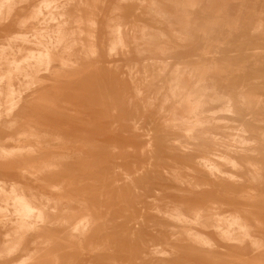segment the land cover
<instances>
[{
  "label": "rangeland",
  "instance_id": "rangeland-1",
  "mask_svg": "<svg viewBox=\"0 0 264 264\" xmlns=\"http://www.w3.org/2000/svg\"><path fill=\"white\" fill-rule=\"evenodd\" d=\"M40 1L18 6L0 44L37 26L17 24ZM185 1L99 0L97 55L81 54L68 70L52 63L41 85L21 88L18 109L0 119V185L57 206L42 208L47 222L0 264H247L255 256L264 264V0ZM120 3L118 16L147 36L131 44L127 30L128 44L110 53L108 23ZM156 32L166 35L161 47L151 43ZM57 85L69 90L36 104L43 87ZM26 123L48 138L29 136ZM3 147L34 154L3 160ZM1 205L0 252L12 226ZM234 217L248 234L225 241L214 225ZM59 218L90 224L74 237Z\"/></svg>",
  "mask_w": 264,
  "mask_h": 264
},
{
  "label": "bare ground",
  "instance_id": "bare-ground-1",
  "mask_svg": "<svg viewBox=\"0 0 264 264\" xmlns=\"http://www.w3.org/2000/svg\"><path fill=\"white\" fill-rule=\"evenodd\" d=\"M128 1L131 0H120L122 3H127ZM27 2L28 0H0V28L12 17L18 6ZM98 2L99 0H42L33 7L31 15L27 19L17 24L19 30H23V27L29 24L31 25V23L35 21L38 22L37 26L33 27V29L31 28V32L23 37L12 36L6 43L0 44V119L4 115H12V112L18 109L20 104L19 101H21L18 100L20 99L19 96L21 97V93L25 91V89H23L22 92V87H26L27 91H30L38 85H41L40 75L44 71H49L51 65H53L52 63L58 62L63 69L68 70V68L71 69V67L78 68L76 66L78 62H80L81 54L82 56L85 54L88 58L89 56L93 57L97 55L96 40L100 23L96 12V5ZM185 2L187 3V1ZM122 3L116 6L112 11L113 16L109 19L108 23L110 53L116 51L119 47L124 48L128 44L126 42L127 30L131 33V44L132 42L138 43L147 36L144 34L142 28L133 25L129 26V24L127 25L124 20L118 16V12L122 8ZM148 9L150 13L154 14L157 18L161 14L154 3L148 5ZM80 14L84 15L81 16ZM53 23H55L54 26H52ZM84 26L86 28H84ZM140 32L141 38L137 36ZM83 35L87 37V41L85 42L82 39ZM164 35L165 34L161 32L152 34V45L155 47L163 46V40L166 39V35ZM20 44L23 46H19ZM78 47H81L80 52ZM41 90L44 91L41 92L40 96L38 95L39 97L36 99L37 105L47 101L50 95L64 93L69 90V88L64 87V85L60 88L57 85L53 88L45 86ZM39 91H37V93ZM23 127L25 133H28L31 137H36L34 136L35 134L30 131L27 123ZM48 136L49 135L38 138L44 139L48 138ZM52 137L57 140L61 137V133L57 132L52 134ZM17 151L18 153H23V157L27 155L32 157L34 154L32 150L27 151L25 147H20ZM17 154H15V151L8 152L4 147L1 149V158L3 160L14 159ZM219 160L233 165L236 164L233 160L228 158H219ZM208 165H210V171H220L215 162H211ZM42 170L43 172H47L45 168ZM24 173L30 177L39 175V171L33 172L25 170ZM20 190L13 187L10 193H7L4 187L0 185L1 208L3 212H5L4 217L6 221L12 222L11 229L8 228L11 232L4 236L6 237L4 238L6 242L4 243L5 246L3 245L4 249L2 248L3 250L0 252V260L15 255L18 252L22 240H24L29 233L36 232L39 224H43L48 220L47 213L43 209L45 207H51L52 200L49 198L47 199V197L44 198L45 195L39 198V201L35 197L34 199H30L22 195ZM37 202H39L40 205H37ZM52 206L54 208L57 204ZM9 208H12L11 215H8ZM54 223L67 226L71 235L77 237V235L84 234L88 230L90 219L84 218L75 225H70L69 220L59 218ZM225 224L220 222L214 225L218 234L224 238L225 241L233 240L236 230L239 231L242 237H246L248 234V228L245 227L238 217H234L232 222H227ZM192 237H194L195 241L198 243L206 242V239L199 234H192ZM252 246L254 252L259 248V244L255 241L252 242ZM254 255H256V253ZM26 260L28 261V258ZM245 262L247 264H261V258L260 256H255L252 260L246 258ZM24 263H26V261Z\"/></svg>",
  "mask_w": 264,
  "mask_h": 264
}]
</instances>
